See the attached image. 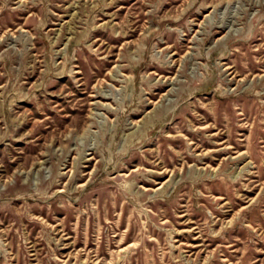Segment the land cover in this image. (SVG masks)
<instances>
[{"label":"rangeland","instance_id":"obj_1","mask_svg":"<svg viewBox=\"0 0 264 264\" xmlns=\"http://www.w3.org/2000/svg\"><path fill=\"white\" fill-rule=\"evenodd\" d=\"M0 264H264V0H0Z\"/></svg>","mask_w":264,"mask_h":264},{"label":"bare ground","instance_id":"obj_2","mask_svg":"<svg viewBox=\"0 0 264 264\" xmlns=\"http://www.w3.org/2000/svg\"><path fill=\"white\" fill-rule=\"evenodd\" d=\"M195 248V247H194Z\"/></svg>","mask_w":264,"mask_h":264}]
</instances>
